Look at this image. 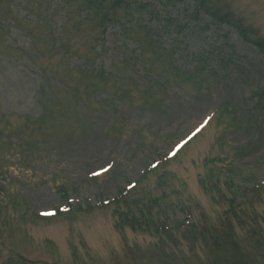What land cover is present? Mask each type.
<instances>
[{"label":"rangeland","instance_id":"374dc122","mask_svg":"<svg viewBox=\"0 0 264 264\" xmlns=\"http://www.w3.org/2000/svg\"><path fill=\"white\" fill-rule=\"evenodd\" d=\"M101 1L111 24L83 20V5L72 16L83 0H0L29 21L0 32V264H264V239L248 232L264 237V192L235 216L241 189L264 182V55L251 42L264 40V0ZM141 3L161 11L141 13L142 27L171 20L170 30L122 33L114 20L132 23ZM64 21L63 57L46 36ZM207 121L176 160L151 170ZM191 219L201 228L230 221L235 244L190 246L182 229L153 232Z\"/></svg>","mask_w":264,"mask_h":264},{"label":"trees","instance_id":"16d2710c","mask_svg":"<svg viewBox=\"0 0 264 264\" xmlns=\"http://www.w3.org/2000/svg\"><path fill=\"white\" fill-rule=\"evenodd\" d=\"M83 1L84 2L82 4H79L78 7L71 12L72 16H75V15L77 16L78 12L82 9V5H83L87 9V13H86V15H85L83 20H92L95 24H98L100 26L102 25V23H107V24L113 23L112 17H110L106 13L105 5L102 3L101 0H83ZM126 1L127 0H113V2L110 4L111 9H115V8L121 7ZM201 1L203 2V4L200 3L199 6L202 7V6H206L207 5L206 0H201ZM35 8L38 9V10H42L44 19H48L51 16L50 11L47 10L46 8L42 7L40 5V3H36L34 5V9ZM150 9H151V5L149 3L139 4L137 12H136V17L135 16H130V21L133 24L130 23V21H129V23L132 24V25H130V24L126 23V22H124V23L120 22V20H114V22L117 21L121 25V32L122 33H127L128 29H132L134 27V24L138 25L137 28H139V29L143 28V29L147 30L148 32L152 31L155 34H156V32L161 31V29H164V31H169L171 26H172L171 20L170 21H162V24H163L162 28L158 24L155 27H153V28L152 27H147L145 25L142 27V23L140 22L141 21L140 20L141 19L140 14L143 13L144 11H148ZM21 10H24V7H22ZM209 12L212 14L211 15L212 17L217 16V18H215V19H218L219 23L220 22L224 23L225 20H227V21L231 20L230 16L227 15V14L219 17V15H217L218 11L213 9L212 7L209 8ZM27 13L36 14V12H31L30 10L27 11ZM100 13H102V14L106 13V14H103L101 16L102 18L99 20V22L98 21L95 22L93 17L94 16H98ZM13 14H14V11L12 9H9L8 11L0 10V22H2V24L0 25V32L6 31V29H8L9 26H10L9 21H12V20H13V22L15 21L17 26L22 27L23 29L26 28V25L29 23V21L28 20H22V19L14 18ZM150 14L153 15L154 17H156L158 15L157 12L155 10H152V9H151ZM36 16H37L36 17V21H38V19H40V16L38 14H36ZM77 18H78V16H77ZM80 18H81V16H80ZM49 25H50V28H51V35L55 36L56 39H57L59 52L60 53L67 52L68 45H67V42L64 41V39H63L64 32H65L64 31L65 24L61 27L59 32L54 30V27L50 23H49ZM237 28H239V30L241 32L244 31L243 28H241L240 26H237ZM103 30H105V29H103ZM48 34H49V32L47 33V36H46L47 40H48ZM49 41L52 42V40H49ZM32 42L34 43V47L37 50V52L41 55V52L37 49V46L35 44V38L32 39ZM254 42H255L256 45L259 46V48L261 49V51L264 54V40L258 38ZM149 44L151 46H153V47L154 46L160 47V44H159L157 39L149 40ZM162 51L163 52H167L169 50H162ZM143 52H145V51L142 49L140 54L138 55V57L139 56H143ZM156 59H158V58H156ZM156 61H157L156 62L157 63V67L156 68L162 67V63L163 62H161L159 59L156 60ZM153 83H154V87L159 85V83L156 80V78H155V81ZM72 92H74V90H72ZM234 264H242V263L238 262V263H234Z\"/></svg>","mask_w":264,"mask_h":264},{"label":"bare ground","instance_id":"6f19581e","mask_svg":"<svg viewBox=\"0 0 264 264\" xmlns=\"http://www.w3.org/2000/svg\"><path fill=\"white\" fill-rule=\"evenodd\" d=\"M179 156V155H178ZM176 160V159H175Z\"/></svg>","mask_w":264,"mask_h":264}]
</instances>
